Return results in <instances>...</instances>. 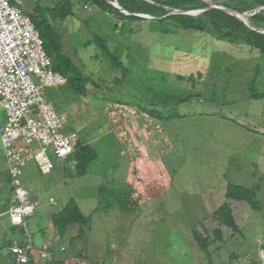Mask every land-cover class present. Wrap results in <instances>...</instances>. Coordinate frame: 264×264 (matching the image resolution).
I'll list each match as a JSON object with an SVG mask.
<instances>
[{
  "label": "rangeland",
  "instance_id": "rangeland-1",
  "mask_svg": "<svg viewBox=\"0 0 264 264\" xmlns=\"http://www.w3.org/2000/svg\"><path fill=\"white\" fill-rule=\"evenodd\" d=\"M23 1L22 10L35 19L63 12L51 10L64 0ZM71 1V14L53 23L68 56L96 85L83 96L66 82L46 88L45 97L67 115L63 132L77 133L78 143L91 145L97 157L82 175L75 157L52 153L50 167L33 160L23 169L20 181L37 206L27 219L33 262L47 264L40 253L48 244L70 264H264L262 55L211 34L156 19L124 21ZM254 92L262 97L253 98ZM31 148L40 151L38 143ZM231 185L256 192L263 209L233 203L241 210L239 234L215 217L232 203L226 197ZM13 198L0 133V264H9L12 247L27 240L11 223ZM72 200L91 217L82 237L80 226L61 235L53 224ZM194 230L208 237L210 256Z\"/></svg>",
  "mask_w": 264,
  "mask_h": 264
},
{
  "label": "built area",
  "instance_id": "built-area-1",
  "mask_svg": "<svg viewBox=\"0 0 264 264\" xmlns=\"http://www.w3.org/2000/svg\"><path fill=\"white\" fill-rule=\"evenodd\" d=\"M86 9L91 10V5ZM52 64L31 16L12 0H0V111H4L7 121L4 127L0 121V133L14 190L11 223L22 228L27 237L26 246L11 249L9 264L33 261L34 244L27 219L36 213L37 206L20 181L23 169L33 160L41 167H50V153L66 159L74 155L78 146L79 135L63 132L67 118L45 103L36 86L37 82L54 86L66 80L61 73H54ZM36 143L40 147L38 153L31 148ZM40 255L43 263L52 260L47 244Z\"/></svg>",
  "mask_w": 264,
  "mask_h": 264
},
{
  "label": "trees",
  "instance_id": "trees-1",
  "mask_svg": "<svg viewBox=\"0 0 264 264\" xmlns=\"http://www.w3.org/2000/svg\"><path fill=\"white\" fill-rule=\"evenodd\" d=\"M83 1L85 2V5L90 4L92 6L93 4L101 8L103 11H109L112 14L114 13L124 21H150L135 16L139 14L148 15L156 19V21L153 22L176 27L179 31L211 34L220 41H227L236 45H246L252 50V52H259L262 55V58H264V34L252 30L244 22L227 12L220 9H212L198 16L175 14L176 11H200L208 9L213 5H217L243 15L245 13H254L263 8L264 0H118L120 6L132 14L131 16H127L118 11L110 5L107 0ZM207 1H210L213 4H210ZM40 10L43 9H38L36 13ZM51 11H63L59 16H67L73 11V3L71 0H64V2L59 3L57 7ZM40 15L42 16L41 19H35L33 15L31 18L40 33L45 50L53 62L52 65L54 70L68 79V89L70 91L74 92L76 95H87L88 85H96V82L93 77L85 76L73 59L66 53L63 37L53 23H56L59 16H47V14L44 13H41ZM51 16L52 20H50ZM250 22L256 29H264V10L251 17ZM178 33L180 35L183 34L181 32ZM110 58L113 59L112 57ZM115 63L118 64L116 61ZM125 75L126 74H124V76ZM121 83L120 79L115 81L116 86ZM252 97L260 98L262 96L257 95V92H254ZM146 114L152 118L148 112H146ZM78 144L76 152L72 157H75L80 163V174L82 175L85 173L87 167L96 159L97 153L91 145H84L83 142ZM101 192L103 196L106 195L105 189H102ZM226 197L227 200L232 203L223 205L216 212L215 217L223 226L232 230L235 234L240 233L238 216H240L239 213L241 210L238 211V207H233V203H246L256 212L263 211L258 194L245 186H229ZM90 220L91 217H86L83 214L76 200L70 201L60 214L53 216L54 227L61 235L65 234L72 226H80L82 228L80 236H84V228L90 224ZM193 235L199 248L207 256H210V241L208 237H204V235L196 230H194ZM216 235L218 238H221V231L217 230ZM18 245L21 244H16L15 246ZM49 248L51 252V247L49 246ZM51 253L52 260L49 261V264H70L66 259L58 260L55 254L53 252ZM31 264L38 263L37 261H35V263L32 261Z\"/></svg>",
  "mask_w": 264,
  "mask_h": 264
},
{
  "label": "water",
  "instance_id": "water-1",
  "mask_svg": "<svg viewBox=\"0 0 264 264\" xmlns=\"http://www.w3.org/2000/svg\"><path fill=\"white\" fill-rule=\"evenodd\" d=\"M108 3L110 5H112L115 9L119 10L120 12L130 16L132 14H130L129 12H127L125 9H123V7L120 6L118 0H107ZM15 3L19 6H23L24 4V1L23 0H15ZM212 9H220L224 12H227L229 13L230 15L232 16H235L236 18H238L239 20H241L242 22H244L247 26H249L252 30H256L260 33H263L264 34V30H259V29H256V28H253L252 26H250V24H247L245 22V20L243 19L244 17H246L247 19H250L251 17L255 16L256 14H258L260 11L264 10V7L257 10L256 12L254 13H245V14H240V13H237L235 11H232V10H228V9H225L223 7H217V6H211L210 8L208 9H205V10H200V11H193V12H183V11H177L176 14H183V15H192V16H198L206 11H209V10H212ZM135 16H140V17H143V18H147V19H153L152 17H148V16H141V15H135Z\"/></svg>",
  "mask_w": 264,
  "mask_h": 264
},
{
  "label": "bare ground",
  "instance_id": "bare-ground-1",
  "mask_svg": "<svg viewBox=\"0 0 264 264\" xmlns=\"http://www.w3.org/2000/svg\"><path fill=\"white\" fill-rule=\"evenodd\" d=\"M15 1V0H14ZM13 0H12V3L14 2ZM14 4V3H13ZM14 5H16V6H18V7H23V6H19V5H17L16 3L14 4ZM24 5V4H23ZM177 13V11L175 12V14ZM114 14V13H113ZM124 14V13H123ZM175 14H173V15H175ZM29 15V14H28ZM126 15V14H125ZM139 15H141V14H139ZM128 16V15H127ZM131 16V15H130ZM141 16H148V15H141ZM137 17H140V16H137ZM148 17H151V16H148ZM140 18H143V17H140ZM153 18V17H152ZM144 19H147V18H144ZM153 19H155V18H153ZM244 20H245V22L247 23V24H249V21L246 19V17H244L243 18ZM33 20V19H32ZM52 69H53V71H54V73H56V74H60V73H58V72H56L55 70H54V68H53V65H52ZM34 79H35V77H34ZM36 80V79H35ZM66 82H68V79H66V80H64V82L63 83H61V84H58V85H54V86H46L44 83H40V82H37L36 83V86L38 87V88H40V94H41V97L44 99V101H45V103L47 104V105H49V106H52V104L46 99V97H45V95H46V88H52V87H57V86H60V85H63V84H65ZM67 116V115H66ZM69 124V123H68ZM71 129V128H70ZM75 154V153H74ZM73 156V155H72ZM72 156H70V157H72ZM70 157H68V158H66V159H69ZM62 160H65V159H62ZM26 246V245H25Z\"/></svg>",
  "mask_w": 264,
  "mask_h": 264
},
{
  "label": "crops",
  "instance_id": "crops-1",
  "mask_svg": "<svg viewBox=\"0 0 264 264\" xmlns=\"http://www.w3.org/2000/svg\"><path fill=\"white\" fill-rule=\"evenodd\" d=\"M2 114H3V116H2ZM61 115V114H60ZM61 116H64V115H61ZM64 117H66V116H64ZM3 119H5V121H4V123H3ZM0 121H1V126H6V124H7V121H6V117H5V113H4V111H0ZM2 143H3V141H2ZM79 145V144H78ZM11 254V253H10ZM11 260H10V262L12 261V257L10 258ZM47 264H49V261L47 262Z\"/></svg>",
  "mask_w": 264,
  "mask_h": 264
},
{
  "label": "flooded vegetation",
  "instance_id": "flooded-vegetation-1",
  "mask_svg": "<svg viewBox=\"0 0 264 264\" xmlns=\"http://www.w3.org/2000/svg\"><path fill=\"white\" fill-rule=\"evenodd\" d=\"M25 4V3H24ZM24 6V5H23Z\"/></svg>",
  "mask_w": 264,
  "mask_h": 264
}]
</instances>
